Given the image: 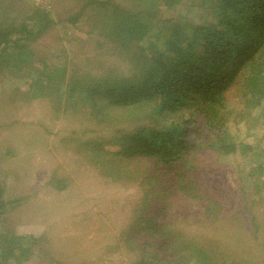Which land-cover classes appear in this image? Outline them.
<instances>
[{"label":"trees","instance_id":"trees-1","mask_svg":"<svg viewBox=\"0 0 264 264\" xmlns=\"http://www.w3.org/2000/svg\"><path fill=\"white\" fill-rule=\"evenodd\" d=\"M21 1L0 6V74L27 77L24 96H48L56 118L80 120L89 134L69 137L66 145L105 182L139 186L128 211L131 226L121 230L129 264H237L225 261L220 239L180 225L209 227L226 215L229 204L222 210L212 188V170L223 167L221 158L252 151L249 177L256 182L264 173V150L230 130L245 122L252 130L261 119L264 126V0H198L192 17L158 15L184 0H143V7L134 2L131 8L85 0L66 20L74 25L85 18L128 69H74L67 78L64 66L42 59V68L31 67V44L55 21L45 8ZM232 95L247 110L243 116L230 106ZM49 182L56 190L65 188L63 178L53 175ZM258 182L263 186L264 177ZM3 192L0 185V221L7 211ZM238 232L230 238L236 246ZM37 242L3 225L0 264H20ZM262 245L264 252V240ZM233 254L240 257L237 250Z\"/></svg>","mask_w":264,"mask_h":264},{"label":"rangeland","instance_id":"rangeland-1","mask_svg":"<svg viewBox=\"0 0 264 264\" xmlns=\"http://www.w3.org/2000/svg\"><path fill=\"white\" fill-rule=\"evenodd\" d=\"M113 1L126 8L134 2L143 7V0ZM184 1L172 9L161 8L158 15L194 16L198 0ZM24 2L28 7L45 8L55 21L31 44L35 51L32 68H42V59L48 66H64L66 78L74 69L98 74L101 66L109 65L127 73V61L110 50L85 18L74 25L66 20V16L81 9L85 0L21 1ZM10 3L12 0H0L4 9L10 8ZM27 83V77L0 74V185L7 207L0 232L5 225L11 232L38 239L31 247L33 254L20 264H129L131 257L121 230L131 226L128 211L139 196V186L134 182H105L74 146L66 145L69 137L89 134L80 120L67 114L56 118L54 102L48 96H24ZM229 102L238 115L247 111L239 104V97L232 95ZM247 124L234 125L230 130L254 149L264 150V142L259 139L264 137L262 119L252 130L246 128ZM252 160V151L230 155L221 158L222 168L212 170L217 179L212 188L225 207L222 210L229 204L220 223H212L211 227L180 225L189 233L220 239L221 250L227 251V263L264 264V185L258 182L264 173L257 175L256 182L249 177L247 169ZM53 175L66 181L64 189L53 188L49 182ZM227 224L232 228L230 236L224 233ZM236 231L242 233L237 246L236 240L230 239L231 234L236 237ZM234 250L239 258L233 256ZM9 264L16 262L10 260Z\"/></svg>","mask_w":264,"mask_h":264}]
</instances>
